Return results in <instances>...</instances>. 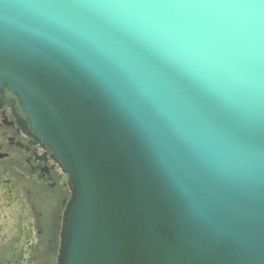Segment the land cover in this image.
<instances>
[{"label": "water", "instance_id": "1", "mask_svg": "<svg viewBox=\"0 0 264 264\" xmlns=\"http://www.w3.org/2000/svg\"><path fill=\"white\" fill-rule=\"evenodd\" d=\"M0 0V92L68 174L55 264H264V0Z\"/></svg>", "mask_w": 264, "mask_h": 264}, {"label": "flooded vegetation", "instance_id": "2", "mask_svg": "<svg viewBox=\"0 0 264 264\" xmlns=\"http://www.w3.org/2000/svg\"><path fill=\"white\" fill-rule=\"evenodd\" d=\"M68 174L30 128L16 98L0 92V264H55Z\"/></svg>", "mask_w": 264, "mask_h": 264}, {"label": "clouds", "instance_id": "3", "mask_svg": "<svg viewBox=\"0 0 264 264\" xmlns=\"http://www.w3.org/2000/svg\"><path fill=\"white\" fill-rule=\"evenodd\" d=\"M96 7L99 15L122 21L129 27L151 15L143 0H103Z\"/></svg>", "mask_w": 264, "mask_h": 264}]
</instances>
